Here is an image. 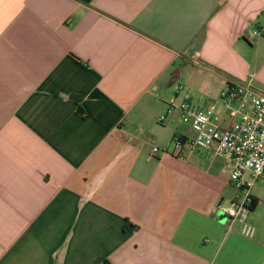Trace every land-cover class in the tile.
I'll return each mask as SVG.
<instances>
[{
    "label": "crops",
    "instance_id": "crops-1",
    "mask_svg": "<svg viewBox=\"0 0 264 264\" xmlns=\"http://www.w3.org/2000/svg\"><path fill=\"white\" fill-rule=\"evenodd\" d=\"M229 83L264 93V0H0V264H264L262 192L228 231L221 156L151 155Z\"/></svg>",
    "mask_w": 264,
    "mask_h": 264
},
{
    "label": "built area",
    "instance_id": "built-area-1",
    "mask_svg": "<svg viewBox=\"0 0 264 264\" xmlns=\"http://www.w3.org/2000/svg\"><path fill=\"white\" fill-rule=\"evenodd\" d=\"M258 34L253 30L246 40L253 43V36ZM176 90L182 91L183 85L176 86ZM220 100V106L211 104L203 109L194 105L187 93L182 101L169 102L160 121L178 111L196 136L174 137L166 148L153 146L151 155L171 150L174 156L186 159L197 150H205L221 156L235 195L229 205L219 210L228 231L237 226L240 233L251 236L253 228L248 218L254 203L252 188L257 180L264 179V93L251 83H229Z\"/></svg>",
    "mask_w": 264,
    "mask_h": 264
},
{
    "label": "rangeland",
    "instance_id": "rangeland-1",
    "mask_svg": "<svg viewBox=\"0 0 264 264\" xmlns=\"http://www.w3.org/2000/svg\"><path fill=\"white\" fill-rule=\"evenodd\" d=\"M186 124V123H185ZM184 124V125H185ZM186 126V125H185ZM147 135H143V137L145 138ZM148 141H149V146L153 143L152 142V140L150 139V138H148ZM172 140L170 139V141L169 142H171ZM153 145V144H152ZM155 146H159V145H155ZM255 190H258V191H260V192H262L263 194H264V179H259V180H257V182H256V185H255ZM229 204H230V202H229ZM229 204H227V205H229ZM226 205V206H227Z\"/></svg>",
    "mask_w": 264,
    "mask_h": 264
},
{
    "label": "trees",
    "instance_id": "trees-1",
    "mask_svg": "<svg viewBox=\"0 0 264 264\" xmlns=\"http://www.w3.org/2000/svg\"><path fill=\"white\" fill-rule=\"evenodd\" d=\"M76 58H77V57H76ZM77 59H79V58H77ZM174 137H182V136H180V135H176V136H174ZM255 203H256V201H255V198H254L253 206L255 205Z\"/></svg>",
    "mask_w": 264,
    "mask_h": 264
}]
</instances>
